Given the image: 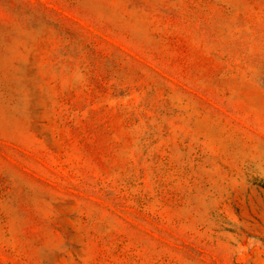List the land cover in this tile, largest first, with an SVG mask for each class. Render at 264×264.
<instances>
[{
	"label": "rangeland",
	"instance_id": "374dc122",
	"mask_svg": "<svg viewBox=\"0 0 264 264\" xmlns=\"http://www.w3.org/2000/svg\"><path fill=\"white\" fill-rule=\"evenodd\" d=\"M0 264H264V0H0Z\"/></svg>",
	"mask_w": 264,
	"mask_h": 264
}]
</instances>
